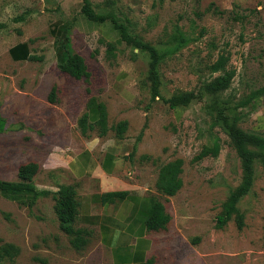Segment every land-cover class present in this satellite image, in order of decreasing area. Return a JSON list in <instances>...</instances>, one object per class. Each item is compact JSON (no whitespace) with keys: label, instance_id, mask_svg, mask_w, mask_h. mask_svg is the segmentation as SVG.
Wrapping results in <instances>:
<instances>
[{"label":"rangeland","instance_id":"374dc122","mask_svg":"<svg viewBox=\"0 0 264 264\" xmlns=\"http://www.w3.org/2000/svg\"><path fill=\"white\" fill-rule=\"evenodd\" d=\"M88 1L94 13L114 16L129 37L158 48L177 30L186 35L190 42L159 66L160 93L193 99L183 111L151 102L148 55L125 43L110 22H88L82 0H0V110L6 124L0 181L19 183V166L36 162L35 187L52 192L33 204L0 195V249L18 250L0 255V264H61L73 254L54 209L57 170L48 168L95 143L116 146L129 163L123 179L162 203L170 216L153 237L155 264H264V172L256 146H249L256 157L252 185L235 204L242 227L235 213L223 225L217 221L244 180L229 127L264 137V96L245 103L264 86V0ZM65 24L87 80L58 68L54 33ZM20 42L42 60L13 61L8 50ZM220 57L226 58L224 69L213 72ZM226 78V89L209 88ZM93 105L105 107L104 137L96 126L85 132L80 126ZM123 121L127 126L118 136L110 127ZM215 142L216 156L196 160ZM176 160L182 161V184L170 197L156 190V182Z\"/></svg>","mask_w":264,"mask_h":264},{"label":"trees","instance_id":"16d2710c","mask_svg":"<svg viewBox=\"0 0 264 264\" xmlns=\"http://www.w3.org/2000/svg\"><path fill=\"white\" fill-rule=\"evenodd\" d=\"M82 16L91 23L94 24H106L111 23L114 30H116L120 38L131 45L132 48L138 49L142 53H146L150 59L148 77L150 80L151 90V102L156 100H162L168 104L170 109H181L182 111L188 107L193 99L192 94L175 95L170 98L164 99L160 93V74L159 66L168 56L173 55L182 47L186 46L190 39L186 37L181 31L177 30L172 36L171 41L164 47L158 48L150 43L144 42L137 38H131L127 35L124 26L118 24L116 18L110 14L99 15L92 11L91 4L88 0H82L81 8ZM69 25H63L58 28L54 33L55 38V51L57 55L58 68L61 72L69 75L73 79L81 80L88 79L90 74L87 71V67L84 63V59L70 51L69 38H68ZM58 33V35H57ZM112 48H109L111 50ZM10 58L15 62H35L41 61L42 58L30 54L28 42H20L12 46L8 50ZM226 64V58L220 57L218 61L211 67L213 72L224 69ZM229 78L223 79L217 82L215 85H210L213 90H224L228 87ZM54 90L51 95L53 96ZM264 96V86L251 93L250 97L246 100V104L252 100L259 99ZM107 113L103 105L91 106L89 113L84 114L80 120V126L83 132L86 129L93 130L94 127H98L99 137H104L107 133L106 119ZM5 120L1 115L0 110V133L5 130ZM127 126V122L123 121L116 126L110 127L111 130L116 131L118 136H121ZM230 137L233 142V146L237 153L243 160L244 167V180L236 192L232 194L233 204L226 210L225 216L217 218L219 225L225 224L232 214H236L238 217V228L242 227V215L236 211L235 204L239 199L247 194L252 185V165L255 161V155L249 149V146H256L260 151L259 157L264 172V137L255 134L245 133L238 129L235 125H231ZM219 150V145L215 142L211 148L205 147L202 149L196 160H201L209 155L216 156ZM182 161L176 160L168 165L164 166L160 171L159 178L156 182V190L166 196H174L181 188V180L179 175L181 173ZM39 171V165L36 162H29L20 165L17 172L19 183L8 184L0 181V195L13 201H28L29 204H33L37 199L52 195V192L48 190H39L35 187L33 180ZM57 196L55 201V214L59 222L60 230L69 237L71 247L76 250H82L89 242L91 236L90 232L85 229H77L74 224L78 215V202L76 199V191L74 186L60 185L55 192ZM128 196L127 192H110L101 196V202L105 203L112 198L124 199ZM170 222V216L166 213V210L162 203L155 202L151 212L148 216L146 226L149 230L161 231L164 230L167 224ZM18 253L17 248L12 245H6L0 249V255L6 254L8 256H15ZM146 264H155V259L151 258Z\"/></svg>","mask_w":264,"mask_h":264},{"label":"crops","instance_id":"0c3cea01","mask_svg":"<svg viewBox=\"0 0 264 264\" xmlns=\"http://www.w3.org/2000/svg\"><path fill=\"white\" fill-rule=\"evenodd\" d=\"M121 155L116 146L95 143L49 166L48 171L57 170L54 181L59 186H74L78 202L74 226L91 234L85 248L74 250L61 264H146L152 258L158 232L149 230L146 222L158 201L123 179L129 163ZM110 192L128 196L102 203L101 196Z\"/></svg>","mask_w":264,"mask_h":264}]
</instances>
